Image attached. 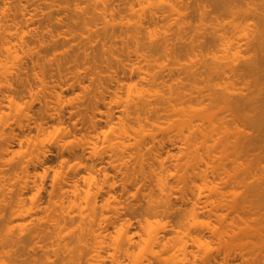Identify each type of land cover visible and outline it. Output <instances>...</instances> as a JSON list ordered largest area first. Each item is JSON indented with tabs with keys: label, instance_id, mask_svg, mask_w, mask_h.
I'll use <instances>...</instances> for the list:
<instances>
[{
	"label": "rangeland",
	"instance_id": "1",
	"mask_svg": "<svg viewBox=\"0 0 264 264\" xmlns=\"http://www.w3.org/2000/svg\"><path fill=\"white\" fill-rule=\"evenodd\" d=\"M102 1L108 9L105 16V6L95 0H0V95H3L0 96V102H3L0 103V264H11L13 258L9 250L17 249L15 246V249L11 248L5 241L7 233V236H15L22 230L25 236L23 233L21 236H29V239L30 235L26 234L31 233L30 229L34 226L38 237H41L32 241L23 237V241H28V246L24 247L27 249L30 245V248L36 249L37 255L30 256L33 250L23 249L20 244L24 242L20 241L17 246L23 250L19 252H26L24 255L17 252L20 256L17 257L12 250L17 260L13 259V264H31V261L32 264H67L68 260L70 264H90L91 261L95 264V243L88 230L91 226L89 216L102 218L104 245L107 248L102 253L104 259L101 264H264V150L261 152L258 149L264 145L259 142L260 136L264 137V123L261 126L264 120L261 117L262 101L259 99L261 102L254 104H261L260 109L258 105L251 110L241 106V102L251 106L246 97L254 96L257 100L258 97L264 98L262 93L259 94L264 89H258L264 77L261 71H264V62H260V59L264 60V50L260 51L264 47L261 48L258 43L261 37H254L257 32L253 29L260 28L264 34V0H256L258 4L252 0L258 6H253L251 0H163L164 3L159 0ZM170 4L182 9L183 16L177 14L183 19L182 26L177 25L179 18L175 12L172 13ZM229 4L233 7H228ZM236 5L241 6L236 8ZM248 6L258 9L256 16V11L251 8L255 18L253 14L250 15L251 11L246 13L249 14L248 34L252 30L248 35L250 41L241 38L239 47L230 48L232 50L227 47L229 53L227 49L224 50L218 36L221 38L225 32V36L229 37L233 32L232 26L223 28L222 25L234 19L243 20L246 15L244 9L248 10ZM202 7L207 14L201 11ZM151 10L156 11L153 16ZM140 17H143V26L136 27ZM149 27L154 30L150 32L152 37ZM135 31L141 36L142 44L135 43L131 37L133 32L135 36ZM10 37L13 43L23 39L26 46H16L7 40L6 44L11 46L8 51L2 43ZM255 40L260 44L257 46L262 55L257 52L258 48H252L253 44L249 46ZM165 42L171 44L166 45ZM251 57L259 59L256 63L263 64L261 67L252 64L257 70L255 72L251 70V62L255 60ZM244 59L247 64L241 65V70L238 67L237 71L251 70L252 73L216 71L223 66L221 63L228 68L233 66V62L236 65L246 63ZM247 59H253L250 66ZM258 75L262 76L259 80L256 79ZM36 76H40L43 82ZM172 86H178L177 89L182 91V99L174 96ZM223 90H229L234 95L235 100L231 99L230 105L237 107L235 111L226 106L230 103L225 101L227 99L221 97L226 103L215 101V96L219 97L220 93L222 96ZM256 91L260 96L256 94L255 97ZM227 94L223 97H230ZM11 98L19 101L22 109L17 110ZM215 103L218 105L214 106ZM172 104H178L179 108L183 105L185 109L192 104L209 111L205 113L210 119L195 117L193 122L198 137L212 127L211 123L214 125V135L208 144L212 146L215 154L212 162L218 170L209 168L207 176L210 182L216 183V187L218 185L216 192H209L205 188L199 195L191 185L196 182L203 187L201 178H187L190 182H180L182 186L177 180V177L180 178L178 174L169 172L174 171V166L177 170V163L182 159L180 155L186 151L177 126L170 128L169 125L175 126L183 119H189L181 111L173 110ZM235 113L243 116H240L242 120L253 117L254 121L249 120V124H255L257 129L253 130L251 124L250 128L249 125L248 128L242 125V121L233 116ZM139 123L149 128L150 132H157L154 133L156 138L164 142L161 140V147L158 140L153 142L148 135V143L146 138L143 139L152 147L151 150L156 147L153 149L155 152H163L168 169L165 176L174 188L170 195L171 205L167 207L158 203L160 191L150 172L146 174L148 166L144 175L145 179L146 175L150 179L146 182L135 161L137 159H133L136 153L134 137L139 136L135 128L141 125L138 126ZM156 124L169 126L170 129L167 127L165 131L162 128V133V126L158 125L159 129ZM121 125L129 126L126 129L130 130V137L120 134ZM241 128L250 133L243 132L241 135ZM256 131H260L255 144L258 150L253 152L245 141L252 132L255 137ZM113 138L114 141H127L126 138L131 141L132 146L125 149L126 159L123 155L119 160L128 161H125V165L117 160L118 156L115 160L116 155L109 143ZM205 151L201 150L203 153ZM258 151L261 155H255ZM148 152L146 157L150 159L152 156H148ZM152 159L148 162L152 163ZM154 163L150 165H156ZM27 173L29 176H26ZM89 173L94 176L91 188L98 200L94 210L84 199ZM25 180L28 181L27 185ZM109 180L115 184L112 193L120 200L116 209L102 206L109 190ZM188 185L195 191H185ZM98 187H103L99 193ZM219 191L223 192L222 196ZM20 193L25 201L24 215L16 212V200ZM33 197L37 198L36 203ZM71 199L75 200L74 205L70 203ZM220 200L224 205L220 203V208H216L214 204ZM194 203L197 206L193 215L190 208ZM21 209L17 211L21 212ZM218 213L223 219L219 218ZM65 214L70 215L65 217ZM82 215L85 220L81 219ZM122 227L127 231L128 239L120 242L121 247L124 246L123 250L121 248L123 252L119 248V253L113 247L118 244V233ZM151 229L160 230V242L154 247L148 244L147 239ZM40 244L44 247H39ZM109 244L111 247L107 246ZM125 248L127 251L124 255ZM117 254L120 255L119 261L115 262L112 258ZM28 257H32L31 261Z\"/></svg>",
	"mask_w": 264,
	"mask_h": 264
},
{
	"label": "bare ground",
	"instance_id": "2",
	"mask_svg": "<svg viewBox=\"0 0 264 264\" xmlns=\"http://www.w3.org/2000/svg\"><path fill=\"white\" fill-rule=\"evenodd\" d=\"M91 1H93V0H91ZM97 3H100L101 2V4H103V6H105V8H106V4H105V2L104 1H99V0H95ZM230 1H232V0H230ZM238 1V0H237ZM244 1V0H243ZM252 1V0H251ZM256 1V0H255ZM258 1V0H257ZM256 1V2H257ZM159 2L161 3H164V1L163 0H159ZM169 2V1H168ZM218 2V1H217ZM241 2V1H240ZM239 2V3H240ZM170 3H172V2H170ZM233 3H234V1H233ZM244 3V2H243ZM252 3H253V1H252ZM235 4V3H234ZM233 4V5H234ZM246 4H247V1H246ZM254 4L255 5H257L258 4V2H257V4L254 2L252 5L254 6ZM204 5V3L202 4V6ZM226 5V4H225ZM224 5V6H225ZM170 7H171V10H172V13H176V15L178 14H180L181 15V10L182 9H180L179 10V6L178 5H176V4H170L169 5ZM168 6V7H169ZM178 6V7H177ZM227 6V5H226ZM233 7L232 5H230L229 4V6L228 7ZM239 6H241V5H239ZM239 6H237L236 5V8L237 7H239ZM258 6V5H257ZM169 7V8H170ZM204 7H205V5H204ZM219 7V6H218ZM247 8V7H246ZM251 8H252V10L253 11H256V16H257V14H258V12H257V10H254V7H252V6H248V10L246 9H244V14H246L247 12H252V10H251ZM79 9V8H78ZM202 9H203V7H202ZM205 9L207 10V8L205 7ZM205 9H203V10H201V11H203L204 13L206 12L205 11ZM23 11L25 10V9H22ZM27 10V9H26ZM25 10V11H26ZM107 8H106V11L104 10V16H105V13L107 12ZM155 10V9H154ZM152 11V10H151ZM150 11V13L152 14V16H153V14L154 13H156V11L154 12V11H152L151 12ZM238 11L239 10H237V12H236V10H234V12H236V13H238ZM143 12V11H142ZM233 12V14L234 15H236V13H234ZM240 12V11H239ZM250 12V15L251 14H253V17L255 18V16H254V12H252L251 13ZM205 14H207V13H205ZM177 15V17L179 18L177 21H176V23H177V25H181L182 26V24H181V22H183V19H181L182 17L181 16H183V15H181V16H178ZM141 16H142V14H141ZM144 16V15H143ZM204 16V15H203ZM176 17V18H177ZM249 17V14L247 15H244L243 16V18L245 19H243V20H232V22L231 23H229V24H226L227 22H225V23H223L224 25H222V27L223 28H226L227 26H230L232 29V34L228 37V35L227 36H225L226 35V33L224 34H221V38L218 36V39L220 40L221 39V42L220 43H222L223 44V47H224V50L226 51V49H227V47L230 49V48H232V47H239L240 45V43H241V41H242V39L244 38V40L247 38L248 40L247 41H250V37H248V35L250 36V34H251V32H252V30L250 29V34H248V18ZM143 18V17H142ZM142 18L140 17L139 18V21H138V25H136V27L137 26H139V27H142L143 26V21L144 20H142ZM179 20H181L180 21V23H178V21ZM224 21V20H223ZM109 23V22H108ZM111 23V22H110ZM203 24V23H202ZM206 24V23H205ZM111 25H113V23H111ZM179 25V26H180ZM178 26V28L180 29L181 27H179ZM219 26H221L220 24H219ZM226 26V27H225ZM254 26V25H253ZM255 27H256V24H255ZM144 28V27H143ZM177 28V27H176ZM250 28V27H249ZM137 29V28H136ZM149 30H150V27L148 28ZM152 29V28H151ZM182 29V28H181ZM253 29H255V36L254 37H256V39L258 38L256 35H259V37H261V38H259L260 39V41H258V43H260V44H257V41L255 40V42L253 43V42H251V43H249V44H251V45H249L248 43V45L249 46H253L252 48H258V46L260 45L261 46V48H263L264 47V41H262V40H264L263 39V37H264V34H263V31L260 29V28H254L253 27ZM230 30V31H231ZM257 30V31H256ZM137 31V30H136ZM136 31H135V33H136ZM152 31H154V30H150L149 31V33L150 32H152ZM254 32V31H253ZM137 33H139V30L137 31ZM136 33V34H137ZM259 33V34H258ZM11 34V37H13L12 35V33H10ZM133 34H134V32H133ZM131 35V37L133 36V38H134V41H135V43H139V44H142V43H140V40H141V36H138L139 34H135V36L134 35ZM153 34H154V32H153ZM150 35H151V37L153 36L151 33H150ZM220 35V34H219ZM223 35V36H222ZM233 35V36H232ZM261 35H263V36H261ZM247 36V37H246ZM10 37V39H4V43H2L3 45H5V48L8 50V51H10V49H11V46L10 45H7L6 44V41L8 40V42L9 43H11V44H15L16 46H23L24 45V47L26 46V43L25 42H23L24 40L23 39H21L20 40V42L18 41V43H13V39ZM131 37H130V40H131ZM132 38V39H133ZM242 38V39H241ZM255 39V38H254ZM262 39V40H261ZM251 40H253V39H251ZM142 41V40H141ZM246 42V41H245ZM161 44V43H160ZM165 44H166V42H165ZM171 43H169L168 42V44H166V45H170ZM221 44V45H222ZM253 44V45H252ZM163 45V44H162ZM239 45V46H238ZM247 45V46H248ZM256 45V46H255ZM258 45V46H257ZM167 47V46H166ZM170 47V46H169ZM251 47H247V49H251ZM260 48V47H259ZM259 48H258V51L257 52H259ZM229 49H227L228 50V52H229ZM234 49V48H233ZM39 50V49H38ZM230 50H232V49H230ZM262 50H264V49H260V51L262 52ZM227 53V52H226ZM225 53V54H226ZM230 53V52H229ZM262 53H264V51L262 52ZM32 54H33V52H32ZM31 54V55H32ZM228 54V53H227ZM232 54H234V52L232 53ZM259 54H261L260 52H259ZM262 55V54H261ZM232 56V55H231ZM262 56H264V54L262 55ZM262 56H261V58H262ZM34 57V56H33ZM234 57V56H233ZM236 57V56H235ZM234 57V58H235ZM258 58H260L259 56H257ZM229 58V57H228ZM233 58V59H234ZM251 58H254L255 60H253L255 63L259 60V59H257L256 60V57H251ZM264 58V57H263ZM37 59V58H36ZM231 59V58H230ZM232 60V59H231ZM235 60V59H234ZM245 60V59H244ZM250 60L251 59H247V61H248V65L250 64ZM251 60V61H252ZM37 61V60H36ZM224 61V60H223ZM229 61V60H228ZM252 61V62H253ZM264 62V60H261L260 59V62ZM33 62V61H32ZM229 62H231V61H229ZM233 62V61H232ZM245 62H246V60H245ZM251 62V65L253 64V65H257L258 63H256V64H254V62L252 63ZM233 63H235V62H233ZM232 63V65L233 66H229L228 68H231L230 70L227 68V66L226 67H224V65H225V63H221V65H223V66H219L220 68L219 69H217L216 70V67H215V70L217 71V73H235V74H237L238 72L240 73H243L242 71H237V69H239L240 68V66L241 65H243L244 64V66H245V64H247V62L246 63H242V64H233ZM227 65V64H226ZM234 65H235V67H234ZM253 65L251 66L252 68H253ZM258 65H260V67L263 65H261L260 63L258 64ZM243 66V67H244ZM250 66V65H249ZM34 67V66H33ZM236 68V69H233V68ZM239 67V68H238ZM248 67V66H247ZM246 67V68H247ZM251 67H249L250 69H251ZM242 68V67H241ZM241 68L239 69V70H241ZM245 68V67H244ZM256 68H258V70H261V68H259V67H257L256 66ZM262 68H264V66H262ZM34 69V68H33ZM37 69V68H36ZM35 69V70H36ZM251 70H254L253 72H255V71H257V70H255L254 68L253 69H251ZM251 70H247V71H245V72H248L249 73V71L252 73V71ZM39 71V70H38ZM237 71V72H236ZM262 71V73H264V71H263V69L261 70ZM31 72H33L34 73V71H31ZM36 72V71H35ZM259 72V71H258ZM257 72V73H258ZM27 73H28V70H27ZM41 74V73H40ZM46 74V73H45ZM44 74V75H45ZM259 74H260V72H259ZM257 75V74H256ZM42 76V75H41ZM29 77V76H28ZM35 77V76H34ZM36 77H38V79L40 78V76H36ZM260 77H262V76H259L258 75V77H256V79H258V78H260ZM44 78H45V76H44ZM264 78V77H263ZM263 78H262V82H260V86L262 85L263 86V88H262V86H261V88H260V86H259V84H257L258 86H259V88H258V86H257V88L258 89H264V83H263ZM34 79V78H33ZM37 79V78H36ZM35 79V80H36ZM41 79V78H40ZM42 80V82H43V79H41ZM259 80V79H258ZM29 81V80H28ZM261 81V80H260ZM30 82V81H29ZM256 82H258V81H256ZM31 83H32V81H31ZM25 85V84H24ZM29 85V84H28ZM33 85V84H32ZM40 85H41V83H40ZM10 86V85H9ZM12 86V85H11ZM34 86V85H33ZM46 86V85H45ZM254 86V85H253ZM253 86H251V87H253ZM20 87V86H19ZM175 88V89H173V88ZM172 87H170V89L172 88V93L174 94V96H176V98H180V99H182V95H183V93H182V91L180 92V90H178L177 89V87H175V86H172ZM10 88V87H9ZM21 88V87H20ZM27 87H25V90H27L26 89ZM43 88H45V87H43ZM42 88V89H43ZM254 88V87H253ZM12 89V88H11ZM24 89V88H23ZM29 89V88H28ZM41 89V90H42ZM258 89H256V90H258ZM9 90V89H8ZM16 90H18V89H16ZM22 90V89H21ZM20 90V91H21ZM226 90V89H225ZM254 90V89H253ZM29 91H31L32 92V90H29ZM28 91V92H29ZM264 91V90H263ZM262 90H261V92L259 93V91H256L255 92V97H256V94H257V96L260 94L261 95V93H262V95L261 96H263L264 94V92H263ZM17 92V91H16ZM34 92V91H33ZM222 92V91H221ZM223 92L225 93H222V96H221V93H220V96L218 97V96H215L216 97V99H215V101L217 102L218 100L219 101H223L224 102V100L222 99V98H225V99H227V100H225L227 103L228 102H230L229 103V106H228V104L226 105L227 107H230V109L232 110V109H234V108H237V107H233L234 106V104H232L233 106H231L230 104L232 103V100H235V98H234V95L231 93H229V90L228 91H224L223 90ZM226 92H228V94H229V96L230 97H223L224 95H226L227 93ZM253 92V91H252ZM9 93V92H8ZM26 93V92H25ZM45 93V92H44ZM259 93V94H258ZM17 94V93H16ZM18 94H19V92H18ZM39 94V93H38ZM227 94V95H228ZM7 95V94H6ZM24 95V94H23ZM22 95V96H23ZM45 95V94H44ZM58 95V97H60V95L61 94H57ZM145 95V94H144ZM259 95V96H260ZM1 97L3 96V95H0ZM9 96V95H8ZM19 96H21V95H19ZM232 96V97H231ZM239 96V95H238ZM5 97V96H4ZM7 97V96H6ZM12 97V96H11ZM39 97V96H38ZM37 97V98H38ZM222 97V98H221ZM242 97H244V95H242ZM254 96H252V97H246V98H248L249 99V102L248 103H251V106H250V104H249V106H248V104L246 105L244 102V104H242V102H241V106H243V107H246L247 106V108H249V110H251L250 108H257V106L256 105H258V104H256V105H254L255 103H257L258 101H262V109H261V113L263 114L261 117H263L264 118V98L262 97V99L261 98H259L258 97V100H257V98H253ZM9 98V97H8ZM15 98V97H14ZM17 98H18V95H17ZM34 98V97H33ZM40 98V97H39ZM38 98V99H39ZM214 98V97H213ZM212 98V99H213ZM218 98V99H217ZM228 98H230V99H228ZM252 98V99H251ZM19 99V98H18ZM220 99H222V100H220ZM232 99V100H231ZM248 99H246V100H248ZM250 99H251V102H250ZM254 99V100H253ZM256 99V100H255ZM260 99V100H259ZM1 100H3V99H1ZM15 99H13V98H11V102H13V104H14V106L16 107V109L17 110H20V109H22V107H21V105L17 102V100H15ZM253 100V101H252ZM4 101V100H3ZM32 101H34V99L32 100ZM40 101V100H39ZM215 101H213V102H215ZM218 101V102H219ZM255 101V102H254ZM260 101V102H261ZM9 102V101H8ZM226 102H224V103H226ZM236 102V101H235ZM237 102H239L238 100H237ZM254 102V103H253ZM260 102H258V103H260ZM1 103V102H0ZM3 103V102H2ZM1 103V104H2ZM224 103H223V105H224ZM253 103V104H252ZM260 104V105H261ZM10 105V104H9ZM172 105H174V104H172ZM177 105V106H176ZM213 105L214 104H212V107H213ZM216 105H218V103H215V105L214 106H216ZM239 105V104H238ZM254 105V106H253ZM260 105H258L259 107H258V109H260ZM179 105L178 104H175L172 108H173V110H178V111H181L184 115H187V116H189V119H183L182 121H180L181 123H179V124H177V125H175V126H173L172 124L171 125H169L170 126V128H172V127H175L176 128V126H177V128H178V131H179V135L182 137H178L177 139H179V140H184V141H182V142H184L185 143V148H186V151H184V152H182V153H184V154H181L180 156H181V158L182 159H184V161L181 159V162L179 161V163H177V158L175 159L176 161H175V164L177 163V164H179V166H177V170H176V167L174 166V171L172 172V171H169L170 173H174V172H176L177 174H178V176L180 177V178H178L177 177V180H178V182L180 183H183V182H185L186 181V183H188V182H190V179H188L187 180V178H194V177H198V178H201L202 180V183L201 184H203V187L202 186H200L199 184H196V182L195 183H193L191 186H194V189H197L198 190V193H199V195L202 193V190L203 189H205V188H207V189H209V192L211 191V192H216L218 189H217V187H218V185H217V187L215 186V184L214 183H212V181L210 182L209 181V177L207 176V171L209 170V168L210 169H212L213 171L214 170H218L216 167H217V165H214V161L212 162V160H214V157H215V154L213 153V151H212V146L210 145V144H208V141L210 140V139H212V137H213V135H214V125L211 123V128L210 129H208V130H205V131H203L202 132V134H201V136H196L195 135V125H194V122H193V119L195 118V117H202V119H206V118H208V119H210L209 118V116H207V112H209L208 110H206L205 108H200V107H197V106H193L192 104H188L187 106H186V109H185V106L183 107V105L181 106V108H179L178 107ZM236 106V105H235ZM239 108L240 107H238V109L237 110H239ZM253 110V109H252ZM257 110V109H256ZM255 110V111H256ZM232 111H235V109L234 110H232ZM206 112V113H205ZM261 113H260V115H261ZM26 114H28V113H26ZM254 114V113H253ZM71 115H72V113H71ZM238 115H239V113H238ZM236 115V113H235V115L233 114V116H235V119L237 118V120L240 122V121H242L241 123H242V125H249V128H250V126L253 124H249V120H251V121H254V118L253 117H250V118H248V119H245V120H242V118L241 117H243V116H241V115ZM241 116V117H240ZM246 118V117H245ZM262 118V119H263ZM233 120H234V117L232 118ZM241 119V120H240ZM237 120H235L236 122H237ZM246 120H248L247 122H246ZM228 121V119L226 120V122ZM41 123V122H40ZM244 123V124H243ZM246 123V124H245ZM263 123H264V120H263V122H262V125L261 126H263ZM141 124V125H140ZM236 124H238V123H236ZM260 124V123H259ZM124 126H125V124H123ZM140 125V126H139ZM142 125H144V124H142V123H139L138 124V128L136 127L135 129L133 128V130H135V133L137 132V136H138V133H139V136L141 135V137H137L136 139H135V137H134V141H135V143H133V144H135V145H133V146H135L134 148L136 149V153H135V155L133 156L134 158V160H135V158L137 159V160H135V161H137L136 163H138V166H139V168H140V172H142L143 173V175H144V173H145V168L146 169H148L149 171H146V174H148L147 172H150V174L149 175H151V177H153V178H151L152 180L154 179L155 180V182H156V186L158 187V190L160 191L159 193H160V199L158 200V203L159 204H164L163 206H165L166 205V207L168 206V205H171V199H170V195L172 194V190H174V188L172 187V185H171V183H169V181L166 179V173L168 172V169L165 167V158L163 157V152H161V151H154L153 149L154 148H156V147H154L152 150H151V148L148 146V140H147V137H146V135H148V137H150L149 139L151 140V138H152V140L151 141H155V139H156V141L158 140L160 143H161V140L162 139H157V138H159V137H157L156 138V135L155 134H157V132H154V133H152V131L150 132V130H149V128L147 129L146 127H144V126H142ZM158 125L159 124H156V127H158ZM239 125V124H238ZM256 125H258V124H256ZM40 126H42V125H40ZM40 126H39V128H40ZM122 126V125H121ZM124 126H122L121 127V135H122V133H123V135H124V137L127 135L128 137H130L128 134H130L131 135V133L130 132H128V131H130V130H127L126 129V127H127V125H126V127H124ZM159 126H162V125H159ZM169 126H164V127H166V128H164L163 126L162 127H160L161 128V130H162V128H163V130H165L166 131V129H167V127L169 128ZM172 126V127H171ZM246 126H244V129H245V127ZM260 126V125H259ZM32 127V126H31ZM43 127V126H42ZM129 127V126H128ZM127 127V128H128ZM254 127V128H253ZM131 128V127H130ZM129 128V129H130ZM159 128V127H158ZM157 128V129H158ZM159 128V129H160ZM169 128V129H170ZM240 128V127H239ZM247 128H248V126H247ZM246 128V129H247ZM252 128H253V130L254 129H257V127L255 128V124H254V126L252 125ZM262 128V127H261ZM158 129V130H159ZM243 131H242V130ZM241 129H239L240 130V132H241V135H242V133L243 132H247L246 134H248V133H250V132H248L247 130L245 131L243 128H241ZM163 130H162V133H164L163 132ZM258 130H260V129H258ZM262 130H264V127H263V129ZM168 131V130H167ZM177 131V132H178ZM261 131V130H260ZM260 131H258V132H260ZM168 132H170V131H168ZM168 132H165V133H168ZM255 132V131H254ZM257 132V131H256ZM258 132H257V134H255V137H254V134H253V132L249 135L250 137L248 138V141H245V142H247V143H245L246 145H247V147H251V149L250 148H248V149H250V150H252L253 152H255V149H257L258 147H256V143H257V139L256 138H258ZM262 133V132H261ZM252 134H253V136H252ZM122 135V136H123ZM178 135V136H179ZM244 135V134H243ZM263 135H264V132H263ZM117 137V136H116ZM115 137V138H116ZM245 137H247V136H245ZM115 138H113V139H110L109 140V143H110V147L112 148V150L114 151V153H115V160L117 159V156L119 157V159H117L118 161L119 160H121L122 158H123V155H124V153H125V149H127L128 148V146H132V144L130 143L131 141H129V139L128 138H126L127 139V141H123V140H118V141H114L115 140ZM140 138V139H139ZM144 138H146L145 140H147L146 142H145V140L143 141V139ZM181 138V139H180ZM262 138H264V137H261L260 136V140H259V142H261V143H263L264 144V139H262ZM22 141V140H21ZM129 141V142H128ZM153 141V142H154ZM155 141V142H156ZM244 141V140H243ZM128 142V143H127ZM159 142H157V143H159ZM162 142H163V140H162ZM258 142V143H259ZM130 143V144H129ZM164 143V142H163ZM163 143H161V147H162V144ZM198 143H200V144H198ZM145 144H147L146 146H148L147 147V149H150L151 150V152L149 151L148 152V150L146 149V147H145ZM256 144V145H255ZM246 145H244V146H246ZM155 146V145H154ZM264 146V145H263ZM261 147V148H258L259 149V151H260V149L262 150L261 152H263V148L264 147ZM157 149V148H156ZM155 149V150H156ZM202 149H205L206 151L203 153V152H201V150ZM257 149V150H258ZM145 150H147V151H145ZM159 150V149H158ZM258 151V154L256 153L255 155H261V154H259V153H261V152H259ZM147 152H148V156H150L149 154H151V158L150 159H148L149 157H146V155H147ZM154 152V153H153ZM245 152H246V150H245ZM250 153H252L253 154V152H251V151H249ZM249 152L247 153L248 155H249ZM264 153V152H263ZM263 153H262V155H263ZM121 154V155H120ZM251 154V155H252ZM126 155V154H125ZM125 155H124V157H125ZM184 155V156H183ZM179 156V155H178ZM177 156V157H178ZM183 156V157H182ZM264 156V155H263ZM263 156H262V158H263ZM154 159V161L156 162V165H150V164H153L154 163V161H152V163L151 162H148V161H150L151 159ZM125 159H126V157H125ZM148 159V160H147ZM152 159V160H153ZM180 159V157L178 158V160ZM124 160V159H123ZM264 160V159H263ZM262 160V161H263ZM42 161V159L40 160V163H42L41 162ZM44 161V160H43ZM125 161L126 160H124L123 162H124V165H125ZM183 161V162H182ZM119 162H121V161H119ZM119 162H118V165H119ZM123 162H121V163H123ZM127 163H128V161H126ZM155 164V163H154ZM123 165V167L125 168V166ZM119 166H122L121 164L119 165ZM126 166H127V168H128V164H126ZM146 166H148V168L146 167ZM154 166V167H153ZM122 167V168H123ZM219 168V167H218ZM263 168H264V166H263ZM176 170V171H175ZM225 170V169H224ZM262 170V169H261ZM180 173V174H179ZM262 173H263V171H262ZM128 173L126 172V175H127ZM140 175H141V173H140ZM143 175H141V176H143ZM174 175H175V173H174ZM262 175V174H261ZM26 176H29V174L27 173L26 174ZM128 176H129V174H128ZM127 177V176H126ZM150 177V176H149ZM149 177H147V175H146V179H145V175H144V179L146 180V182H147V179L149 180L150 178ZM130 178V176L128 177V179ZM137 178V177H136ZM257 178H258V176H257ZM264 178V177H263ZM94 179V176L92 175V173H89V175H88V177L86 178V189H85V192H84V199H85V201L87 202V204L89 205V206H91V208L94 210L96 207H97V205H98V200H97V196H96V193L95 192H93L92 191V188H91V181ZM144 179H142V180H144ZM194 179H196V178H194ZM193 179V180H194ZM259 179V178H258ZM153 180V181H154ZM181 180V181H180ZM192 180V179H191ZM262 180V179H261ZM25 182V185H27L28 184V181L27 180H25L24 181ZM144 183H146L145 181H143ZM177 182V183H178ZM180 183V184H181ZM186 183H185V186H186ZM211 183V184H210ZM259 183V182H258ZM114 182H112V181H108V187H109V190L108 191H106V193H107V197L105 198V203L102 205L103 207H109V208H114V209H116V205L118 204V203H120V200L117 198V196L115 195V194H113L112 193V191H111V189L114 187ZM182 186H184L183 184H181ZM181 186V187H182ZM188 187H190L189 185H188ZM184 188L185 189V191H186V189H192L191 187L190 188ZM259 187V186H258ZM124 188H126L125 186H124ZM260 188H262V187H260ZM98 189V193H99V191L100 190H103V187H98L97 188ZM114 189V188H113ZM145 189V188H144ZM178 189H180L181 191H182V189H183V187H182V189L181 188H179L178 187ZM184 189H183V191H184ZM194 189H192V190H194ZM264 189V188H263ZM262 189V190H263ZM125 190V189H124ZM146 190V189H145ZM126 191H127V189H126ZM190 191V190H189ZM195 191V190H194ZM221 191V190H220ZM219 191V192H220ZM193 192V191H192ZM264 192V191H263ZM184 193V192H183ZM221 194V196H222V193L223 192H220ZM186 194V193H185ZM211 194V193H210ZM212 194H214V193H212ZM218 194V193H217ZM142 195H143V192H142ZM184 195V194H183ZM209 195V194H208ZM215 195H216V193H215ZM144 196L145 197H147L146 196V194H144ZM211 197V195L209 196V198ZM148 198V197H147ZM222 198V197H221ZM225 198V197H224ZM33 199V202L34 203H36L37 202V198L36 197H33L32 198ZM208 199V198H207ZM150 200V199H149ZM208 200H210V199H208ZM213 200V199H212ZM69 201H72V199L71 200H69ZM151 201V200H150ZM207 202V201H206ZM210 202V201H209ZM208 202V203H209ZM213 202V201H212ZM212 202H211V204H212ZM216 202V201H215ZM214 202V203H215ZM222 202H223V200H222ZM72 205H74L75 204V200H73L72 202H70ZM69 203V204H70ZM208 203H206V204H208ZM220 203H221V200L220 201H218V203L215 205L214 204V206H216V208H218L219 206H221L223 203H221V205H220ZM16 204H17V207H18V209L17 210H19L20 208H22L20 211L21 212H18L17 210H16V212L18 213V215H24V209H23V206L25 205V201H24V199H23V197H22V194L20 193V194H18V197H17V200H16ZM150 204H152V203H150ZM218 205V206H217ZM224 205V204H223ZM196 206H197V204L195 205V203L191 206V208H190V211L192 212V214L194 215L195 213H196ZM207 206V205H206ZM165 207V209H167ZM202 207H203V205H202ZM205 207V206H204ZM211 207V206H210ZM215 208V207H214ZM220 208V207H219ZM207 211H210V210H207ZM219 214L220 213H218V216H219ZM66 215H70V214H65L64 216L66 217ZM68 217V216H67ZM219 218H222L223 219V217H222V215L220 214V216H219ZM81 219H83V220H85V217L82 215L81 216ZM103 219H106V217H103ZM88 220H89V222L91 223V226L89 227V234L91 235V237L93 236V239H94V243H95V245H93V246H95V261L94 262H96L95 264H97V263H102V261H103V259H104V255L102 256V253L104 252V250L107 248L105 245H104V238H105V233L103 232V225H102V222H101V220H102V218H96V217H94V216H89L88 217ZM93 226L95 227V228H93ZM121 228V227H120ZM33 231H32V230ZM30 229V232L31 233H28V234H26V235H30V238L28 239L27 237H29V236H26V237H24L25 235V233H24V231H20V232H17V233H20V234H17L16 232V235L14 236V234H9V236H7L8 235V233H7V235H6V237H7V240H6V238H5V241L8 243V245H10L11 246V248L13 247V246H15L17 249H18V247L20 248V246H17L19 243H20V241H22L21 243H23L24 241H23V237H24V239H28V241L30 240V241H32L31 239H34L35 240V238H40V237H38V233H37V231H36V228H35V226L33 227V228H31ZM34 229H35V231H34ZM245 230H247V229H245ZM160 231V230H159ZM159 231H158V229H151L150 231H149V233H148V244H151V246L153 245V247H154V245H157V244H159V242H160V235H159ZM213 233H215L214 231H212ZM10 233H13V232H10ZM22 233H23V237L21 236L22 235ZM219 233H220V231H219ZM246 233V232H245ZM261 233V232H260ZM263 236V235H262ZM80 237V236H79ZM81 238L83 239V236H81ZM131 238V237H130ZM26 239V240H27ZM44 239V238H43ZM125 239H128V234H127V231L126 230H123V227H122V229H119V233H118V238H117V243H116V241H115V243L117 244H115L116 246H114L113 248H114V250L116 251V250H118L119 251V253H121L120 252V250H121V248H122V250H123V246H124V244H123V242H122V247H121V241L123 240H125ZM132 239V238H131ZM130 239V240H131ZM41 240V239H40ZM39 240V241H40ZM80 240L81 239H79V242H80ZM28 241H26V243H25V245H24V243L23 244H20V245H22V247H23V249L25 248L26 249V247L28 246ZM83 241V240H82ZM37 242V241H36ZM35 242V243H36ZM130 242V241H129ZM161 242H162V240H161ZM5 243V242H4ZM34 242H33V244H35ZM163 243V242H162ZM147 244V245H148ZM9 246V247H10ZM24 246H26V247H24ZM33 246H35V245H33ZM38 246V245H37ZM36 246V247H37ZM42 245L40 244V246L39 247H41ZM107 246H110L111 247V245L109 244V245H107ZM126 246V245H125ZM15 247H13L14 249H15ZM44 247V246H43ZM43 247H41V248H43ZM150 247V246H149ZM152 247V248H153ZM29 248H30V245H29ZM29 248H27V249H29ZM119 248H120V250H119ZM17 249L14 251L13 249H10L9 250V255H10V257H11V259L13 258L14 259V257L16 258V256L14 255V253L16 252H18V253H21V252H19V250L21 251V250H23L22 248L21 249H18V251H17ZM26 249V250H27ZM31 249V252H32V250H33V254L28 250V252L29 253H31V255L30 254H28V255H30V256H34L35 254L37 255V253H36V249H32V247L30 248ZM126 249V248H125ZM14 251V253H13V251ZM35 250V251H34ZM107 250H109V248L107 249ZM121 250V251H122ZM12 251V252H11ZM114 251V252H115ZM126 251H127V249L125 250V252H124V255H125V253H126ZM25 252L26 251H23L21 254H25ZM113 252V251H112ZM123 252V251H122ZM129 252V251H128ZM18 253H17V257H20L19 255H18ZM23 254V255H24ZM123 254V253H122ZM129 254V253H128ZM127 254V255H128ZM13 255H14V257H13ZM23 255H21V257L23 256ZM27 255V254H26ZM25 255V256H26ZM113 255V254H112ZM118 255L119 254H117V257H116V255L112 258L113 260H115V262H117V260H118ZM120 256V255H119ZM24 257V256H23ZM22 257V258H23ZM37 257V256H36ZM32 258V257H31ZM31 258L30 257H28V259L31 261ZM106 258V257H105ZM13 259L11 260L12 262H10L11 264H13ZM34 260H36V258H33ZM28 260V261H29ZM33 260V261H34ZM38 260V259H37ZM71 260V259H70ZM102 260V261H101ZM14 261H17L16 259H14ZM19 261H22V260H20L19 259ZM25 262H26V260H24ZM101 261V262H100ZM105 261V260H104ZM119 261V260H118ZM260 261H262V260H260ZM23 262V261H22ZM21 262V263H22ZM67 262V264H70L69 263V260L68 261H66ZM65 262V263H66ZM72 262V261H71ZM74 262V261H73ZM93 262V263H94ZM114 262V263H115ZM18 263V262H17ZM16 263V264H17ZM28 263V262H27ZM26 263V264H27ZM90 263V262H89ZM260 263V262H259ZM14 264H15V262H14ZM31 264H32V261H31ZM90 264H92V261H91V263Z\"/></svg>",
	"mask_w": 264,
	"mask_h": 264
}]
</instances>
